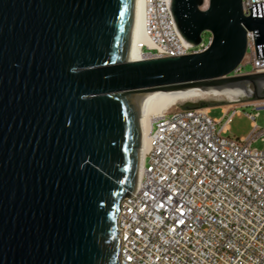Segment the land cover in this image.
I'll return each mask as SVG.
<instances>
[{"label":"water","instance_id":"95a60500","mask_svg":"<svg viewBox=\"0 0 264 264\" xmlns=\"http://www.w3.org/2000/svg\"><path fill=\"white\" fill-rule=\"evenodd\" d=\"M138 0H0V264H119L116 221L133 196L152 92L240 90L264 101V74L232 76L264 3L171 0L200 54L133 63ZM207 103L184 109H211Z\"/></svg>","mask_w":264,"mask_h":264},{"label":"built area","instance_id":"2783aa9c","mask_svg":"<svg viewBox=\"0 0 264 264\" xmlns=\"http://www.w3.org/2000/svg\"><path fill=\"white\" fill-rule=\"evenodd\" d=\"M264 0H243L249 6ZM148 59L205 52L210 43L188 45L180 36L171 0H146ZM247 54L232 76L264 74L254 33L247 32ZM250 65L252 70L244 72ZM185 103L155 120L150 148L140 164L133 196L120 204L116 221L119 264H264V141L255 121L264 101L246 114L254 130L242 140L226 136L238 107L212 120L211 109L186 110ZM242 107H248L240 105Z\"/></svg>","mask_w":264,"mask_h":264},{"label":"bare ground","instance_id":"6f19581e","mask_svg":"<svg viewBox=\"0 0 264 264\" xmlns=\"http://www.w3.org/2000/svg\"><path fill=\"white\" fill-rule=\"evenodd\" d=\"M208 1L209 0H206L207 5ZM146 9V0H138L133 56L132 61H130L133 63L151 60L148 59L140 49L142 44L148 43V38L146 35ZM243 97H245V94L240 90L201 91L199 89H193L185 92H152L147 94L142 102V116L140 119L143 126V146L140 150V164L144 158V155H146L150 148V134L153 123L155 120L162 117L174 107L185 103H194L208 99H223L225 101L227 100L229 103H236L239 102V98ZM230 108L231 106L226 107L225 110L227 111ZM207 111H209V109H207ZM140 168L141 167H139V176Z\"/></svg>","mask_w":264,"mask_h":264},{"label":"rangeland","instance_id":"374dc122","mask_svg":"<svg viewBox=\"0 0 264 264\" xmlns=\"http://www.w3.org/2000/svg\"><path fill=\"white\" fill-rule=\"evenodd\" d=\"M202 39L205 43L208 44L211 39V34L209 32L203 33ZM251 70L252 67L250 65L246 66L243 69L244 72H250ZM246 100L247 98L243 97L238 99L239 102L229 103L227 100L225 101L223 99L221 100L208 99L205 101H199L194 103L196 105H199L202 102L209 104L212 107L209 117L210 119L215 121L217 120L224 121L225 118L224 109H226V107H230V106L231 108L238 107L240 113L233 118V121L230 124V131L229 133H227L226 136L236 140H242L244 138H247L254 130L253 122L252 120L247 118L246 114L256 113V110L252 106H250L251 103H247ZM240 105H245L248 107H242ZM255 124L259 129H264V110L259 111V117L256 119ZM252 148L257 151H264V141L261 140L256 141L252 145Z\"/></svg>","mask_w":264,"mask_h":264}]
</instances>
